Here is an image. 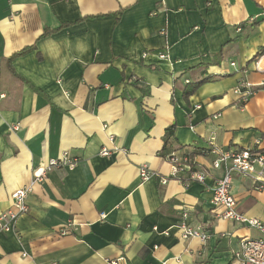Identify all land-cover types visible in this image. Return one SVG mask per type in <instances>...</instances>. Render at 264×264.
<instances>
[{
	"label": "crops",
	"instance_id": "obj_1",
	"mask_svg": "<svg viewBox=\"0 0 264 264\" xmlns=\"http://www.w3.org/2000/svg\"><path fill=\"white\" fill-rule=\"evenodd\" d=\"M262 54L264 0H0V213L49 160L77 162L32 184L0 264H235L260 234L212 204L208 143L264 150ZM170 154L204 184L172 175ZM231 194L264 224V190L235 175ZM183 213L206 242L181 239Z\"/></svg>",
	"mask_w": 264,
	"mask_h": 264
},
{
	"label": "built area",
	"instance_id": "obj_2",
	"mask_svg": "<svg viewBox=\"0 0 264 264\" xmlns=\"http://www.w3.org/2000/svg\"><path fill=\"white\" fill-rule=\"evenodd\" d=\"M159 58L164 59V53L159 54ZM261 57H264L262 54ZM259 62L255 63L256 67ZM231 67L235 64L231 63ZM264 88V84H261ZM237 94L247 98L254 92L253 86L248 83H239L236 91ZM2 97V96H1ZM214 138H210L208 153L213 157L212 168L214 170L223 168V175L216 181L212 189V204L221 208L220 217L223 220L254 228L259 232L258 238H242L239 241V248L234 253L235 264H264V224L257 219L247 218L237 209L236 200L231 194V184L233 176L238 175L248 179L254 190H264V150L258 146L254 148H228L222 149L216 146ZM106 150L101 151L102 156H106ZM167 162L171 165L172 175H177L181 172L188 174V181L204 184L205 175L201 172L192 170L189 160L177 154H170L167 157ZM76 160L67 158L64 154L58 159L49 160L45 166L39 167L32 174L33 181L29 186L15 190L11 194V206L6 211L0 213V236L12 233L15 229L16 221L19 217L28 213V206L26 203L28 195L31 193L32 184L43 180L45 173L55 167H69L76 165ZM150 172L146 168H139V178L146 180L150 177ZM161 184H166L165 180ZM187 214L183 213L178 229L180 230V237L183 240L197 238L201 242H206L210 234L203 228H193L186 224ZM67 230L63 229L60 235L64 236ZM107 264H126L123 256L106 261Z\"/></svg>",
	"mask_w": 264,
	"mask_h": 264
},
{
	"label": "trees",
	"instance_id": "obj_3",
	"mask_svg": "<svg viewBox=\"0 0 264 264\" xmlns=\"http://www.w3.org/2000/svg\"><path fill=\"white\" fill-rule=\"evenodd\" d=\"M51 33H53V32H44V33L41 35V37H45V36H47V35H49V34H51ZM32 49H33L32 47L24 48L23 50H21V51H19L18 53L14 54V55L12 56V58L17 57V56L24 55L25 53L30 52ZM200 84H201V83H198V84H195V85H193V86H190V88H189L188 90L185 91V95L188 96V95H190L191 93H193V92L196 90V88H197ZM170 134H171V132H170V130H169V131H168V135H170ZM163 149H165V146L163 147ZM163 149H162V152L160 153V156L163 157V158H165L166 155L163 154V151H164ZM167 157H168V156H167Z\"/></svg>",
	"mask_w": 264,
	"mask_h": 264
}]
</instances>
